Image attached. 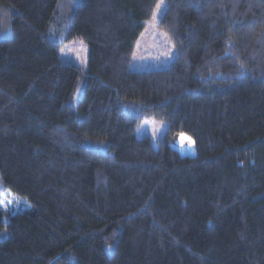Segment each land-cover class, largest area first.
I'll list each match as a JSON object with an SVG mask.
<instances>
[{"label":"trees","instance_id":"16d2710c","mask_svg":"<svg viewBox=\"0 0 264 264\" xmlns=\"http://www.w3.org/2000/svg\"><path fill=\"white\" fill-rule=\"evenodd\" d=\"M159 1L0 0V264H264V0H164L131 70Z\"/></svg>","mask_w":264,"mask_h":264},{"label":"rangeland","instance_id":"374dc122","mask_svg":"<svg viewBox=\"0 0 264 264\" xmlns=\"http://www.w3.org/2000/svg\"><path fill=\"white\" fill-rule=\"evenodd\" d=\"M69 1L70 3L74 2V0ZM165 7V1L160 0L152 17L147 21L143 32L138 37L129 65L131 70L161 69L171 66L176 51L168 36L158 26ZM58 9L60 10V8ZM63 12L64 10H61L62 14ZM53 26L61 31L65 24L58 22L57 25L53 24ZM58 53L62 61L74 63L83 71L87 69L88 45L86 42L76 39L66 41L59 47ZM80 82L75 98L79 97L84 79L82 78ZM166 128L167 122L165 120L146 118L136 129L135 136L138 138L149 137L157 146L158 140L162 138ZM195 151V145L191 142L186 153L191 156L195 154Z\"/></svg>","mask_w":264,"mask_h":264}]
</instances>
